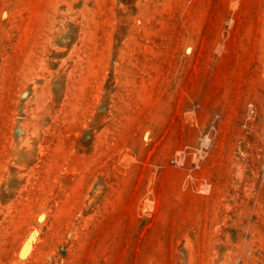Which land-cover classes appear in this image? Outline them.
<instances>
[{"label": "rangeland", "instance_id": "374dc122", "mask_svg": "<svg viewBox=\"0 0 264 264\" xmlns=\"http://www.w3.org/2000/svg\"><path fill=\"white\" fill-rule=\"evenodd\" d=\"M0 264H264V0H0Z\"/></svg>", "mask_w": 264, "mask_h": 264}]
</instances>
